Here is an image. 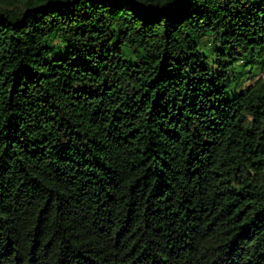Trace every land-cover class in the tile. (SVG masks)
<instances>
[{
  "label": "trees",
  "instance_id": "16d2710c",
  "mask_svg": "<svg viewBox=\"0 0 264 264\" xmlns=\"http://www.w3.org/2000/svg\"><path fill=\"white\" fill-rule=\"evenodd\" d=\"M0 264H264V0H0Z\"/></svg>",
  "mask_w": 264,
  "mask_h": 264
},
{
  "label": "rangeland",
  "instance_id": "374dc122",
  "mask_svg": "<svg viewBox=\"0 0 264 264\" xmlns=\"http://www.w3.org/2000/svg\"><path fill=\"white\" fill-rule=\"evenodd\" d=\"M252 82H253V79L247 80L246 83H245V85L251 84Z\"/></svg>",
  "mask_w": 264,
  "mask_h": 264
}]
</instances>
